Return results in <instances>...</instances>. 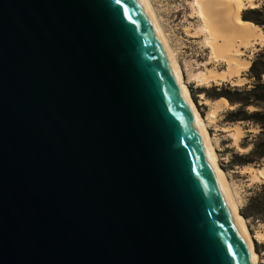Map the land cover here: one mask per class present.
Here are the masks:
<instances>
[{"label": "water", "instance_id": "95a60500", "mask_svg": "<svg viewBox=\"0 0 264 264\" xmlns=\"http://www.w3.org/2000/svg\"><path fill=\"white\" fill-rule=\"evenodd\" d=\"M145 0H0V264H255Z\"/></svg>", "mask_w": 264, "mask_h": 264}, {"label": "rangeland", "instance_id": "374dc122", "mask_svg": "<svg viewBox=\"0 0 264 264\" xmlns=\"http://www.w3.org/2000/svg\"><path fill=\"white\" fill-rule=\"evenodd\" d=\"M190 1L149 0L163 32L166 33L169 45L175 53L190 100L205 122L218 160L217 165L223 172L232 195L235 196L237 212L240 215L239 212L246 204L247 199L260 185H264L263 179H255V181L251 176L255 174L254 170L264 165V159L252 160L249 164H242L240 162L236 163L235 158L236 156H246L250 152L251 142L259 133V129L249 123L228 122L226 119L227 113L236 107L231 106L229 103V105L222 106V102H220L222 98H209L205 93L214 87H243L250 84L252 81L248 78V68L256 55L264 48V45L257 43L244 48L237 44V48L242 51L241 58L249 61L248 67L226 79L215 80V82L209 81L210 83L205 84L198 83L194 77L195 74L202 72L212 76L216 72H222L226 69L227 61L225 58V60L219 59L218 61L211 59V51L205 45L204 35L199 30V21L189 5ZM243 1L246 4V8L243 10L250 9L248 0ZM251 3L256 5L253 8H259L262 6L263 0H252ZM259 28L264 32V28ZM215 41L220 52L225 51L228 47L226 44L229 45V41L222 31L216 33ZM218 105L222 107L216 111L215 117L211 116L210 112L214 109L213 107ZM236 127L240 128L242 134L237 142H234L233 134ZM250 159L253 158L250 157ZM240 217L242 216L240 215ZM244 222L252 242L253 251L258 256L257 264H264V223L252 219H244Z\"/></svg>", "mask_w": 264, "mask_h": 264}, {"label": "bare ground", "instance_id": "6f19581e", "mask_svg": "<svg viewBox=\"0 0 264 264\" xmlns=\"http://www.w3.org/2000/svg\"><path fill=\"white\" fill-rule=\"evenodd\" d=\"M145 1L148 5L150 11L152 12L156 22L158 23V25L160 27V30L163 34V37L166 41V44L169 48V51L172 55V58L175 62V65H176L178 72L181 76V79L183 81L180 67L177 63L175 53L169 45L168 39L165 35L166 33L163 32V30H162V26L160 25L159 20L156 16V13H155L152 5L150 4L151 2H149V0H145ZM251 2H252V0H248L249 7L250 8L255 7L256 5L254 3H251ZM189 5H190L193 13L198 18L199 25H200V26L198 25L200 28L199 30L204 35L205 45H207V47L211 51V54H210L211 59L218 61L219 59L225 58L227 61L226 62V69H224L222 72H216L212 76H208L207 73H202V72L195 74L194 77L198 81V83L205 84V83H208L209 81L215 82V80L226 79V78H229L233 75L238 74L241 70L247 68L249 65V61L241 58L242 51L237 48L238 47L237 44H239V46L241 45L244 48L251 46L253 44H257V43L264 45V32H262L260 30V28L256 27L254 24H252L250 22H243L241 20V18H240L241 11L246 8V4L244 3V1L243 0H191L189 2ZM218 31H222L229 41V45L226 44V46H228V47H226L225 51H223V52L218 51L217 44L215 41L216 40V33H218ZM220 102H222V106L229 105L228 102L226 101V99H224V98L220 99ZM222 106L218 105V106L213 107L214 109L210 112V115L215 117L216 111ZM193 107H194V105H193ZM228 107H230V106H228ZM194 109H195V107H194ZM195 111H196V114H197L199 121L202 125V128L205 132V135L208 139V142L211 146L216 167H217V169H218V171H219V173H220V175H221V177H222V179H223V181H224V183H225V185H226V187H227V189H228V191H229V193L233 199L235 208L237 210V202L234 199L235 196L232 195V192L229 188V185L226 181V178H225L223 172L220 170V168L217 165L218 160H217L215 151L213 149L211 138L207 132L205 122H204V120H202V118L200 117V115L196 109H195ZM238 127H236L234 129V131H235V133L233 134L234 142H237L238 138L242 134V131ZM251 169H253V168H251ZM254 171H255V174L251 175V176H253L252 179H254V180L255 179H257V180L263 179L264 180V165L261 166L260 168L256 169V170H254ZM240 220H241L246 238L250 243V248H251V252H252L254 262H255V264H257V257L258 256H256L255 252L253 251L252 242H251L250 236L248 234V231L246 229L244 219L242 217H240ZM261 236H263V235H261Z\"/></svg>", "mask_w": 264, "mask_h": 264}, {"label": "trees", "instance_id": "16d2710c", "mask_svg": "<svg viewBox=\"0 0 264 264\" xmlns=\"http://www.w3.org/2000/svg\"><path fill=\"white\" fill-rule=\"evenodd\" d=\"M240 17L243 22L264 28V0L261 7L243 10ZM247 73L252 81L250 84L243 87H214L205 93L209 98H224L231 106L236 107L227 113L228 122L249 123L259 129L251 142L250 152L246 156L235 158L236 163L242 164L264 159V48L256 55ZM239 213L246 220L264 223V185L253 192Z\"/></svg>", "mask_w": 264, "mask_h": 264}]
</instances>
